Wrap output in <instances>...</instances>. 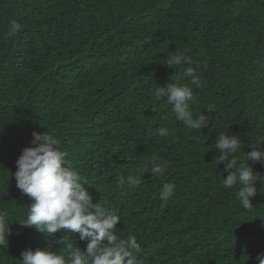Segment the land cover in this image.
Returning a JSON list of instances; mask_svg holds the SVG:
<instances>
[{"label":"trees","instance_id":"1","mask_svg":"<svg viewBox=\"0 0 264 264\" xmlns=\"http://www.w3.org/2000/svg\"><path fill=\"white\" fill-rule=\"evenodd\" d=\"M177 51L201 78L203 87L190 85V109L210 117L208 128H188L154 96L158 86L189 82L186 65L165 64ZM34 131L60 141L93 203L120 217L117 235L136 237L139 264H258L264 165L248 161L261 180L244 209L240 185L223 186L214 142L222 132L239 136V164L264 140V0H0V212L11 223L0 264H21L29 248L68 259L63 235L73 251L88 243L19 224L32 200L12 173ZM153 158L167 162L164 176L145 174ZM129 175L141 184L121 186ZM164 183L176 186L167 201Z\"/></svg>","mask_w":264,"mask_h":264},{"label":"clouds","instance_id":"2","mask_svg":"<svg viewBox=\"0 0 264 264\" xmlns=\"http://www.w3.org/2000/svg\"><path fill=\"white\" fill-rule=\"evenodd\" d=\"M20 27L18 22H11L13 32L19 31ZM165 64L173 69L177 65H186L181 78L190 80L188 83L168 82L163 87H156L155 98L164 99L172 105L176 120L188 128H208L210 117L202 112L194 117L190 109L194 100L190 85L197 89L203 87L200 76L192 67V58L177 51L168 57ZM172 78L173 76L170 77ZM157 132L161 137L168 135L165 127L157 129ZM32 136V146L22 149L16 161L17 170L12 173L16 187L32 200L26 219L19 224L34 228L44 235L48 234L45 235L48 237L58 231L78 233L79 239L88 243L85 251L76 247L73 251V243L68 242V235H63L61 242L70 254L68 259L56 251L29 248L21 253V264H139L137 253L140 251V244L136 237L124 239L117 235L116 226L121 221L120 217L114 211L103 208L99 202L93 203L85 186L86 182L66 159L67 154L61 150L60 141L47 132L34 131ZM214 147L219 151V164L223 163L224 171L228 173L223 179V186L231 188L239 184L237 199L244 209H250L253 206L250 198L257 194L255 182L261 180V176L256 175L248 161L264 165V140L250 144L251 151L246 153V162L239 164L234 155L241 148L239 136L219 133ZM166 169V161L153 158L145 169V174L150 172L151 176L162 177ZM141 180L140 175H129L126 179L121 176L119 184L123 186L127 182L130 186H138ZM175 187L173 183H164L159 199H170ZM10 224L7 214L0 212V247H8ZM256 260L258 264H264V252L259 253Z\"/></svg>","mask_w":264,"mask_h":264}]
</instances>
